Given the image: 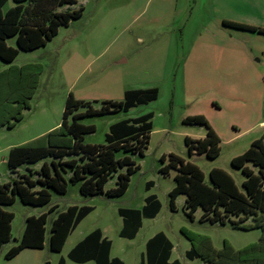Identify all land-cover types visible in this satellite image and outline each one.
Listing matches in <instances>:
<instances>
[{
	"label": "rangeland",
	"instance_id": "rangeland-1",
	"mask_svg": "<svg viewBox=\"0 0 264 264\" xmlns=\"http://www.w3.org/2000/svg\"><path fill=\"white\" fill-rule=\"evenodd\" d=\"M14 6V1L8 0L4 11ZM81 7L84 8L81 18L71 21L68 26H61L45 47L20 51L11 64L40 63L44 71L30 108L23 111V119L13 128H0V185L13 178L21 179L30 170L34 173L31 178L39 177L37 171L43 162L23 165L16 174H12L8 166L10 150L58 127L70 95L101 109L105 101H124L128 90L157 88L159 97L152 103L138 105L129 112L119 111L79 120L96 129L85 135L83 142L104 146L114 123L152 113L149 143L143 156L130 155L139 169L131 175L129 188L120 197L106 194L85 197L80 192V185L69 181V174L66 176L67 194L60 195L50 190L49 205H26L16 197L15 203L4 207L13 213L14 218L12 238L0 250V264H58L61 258L67 264H79L71 261L68 254L96 229L102 230L112 242L111 257L122 259L124 264H141L146 256L147 241L160 232L174 245L172 261L205 264L201 257L194 260L187 257L192 243L181 232L182 228L208 237L211 247L217 251L224 248L226 241L235 250L259 242L264 234L262 226L244 230L233 227L230 222L222 225L202 221L204 211L201 208L191 220L186 215L187 196L184 194L177 197L176 208L172 210L170 192L176 186L178 172L171 169L168 175L161 173V169L170 163L171 155H176L196 164L203 172L206 184L211 183V170L219 168L228 172L243 191L245 176L232 166L231 161L264 136L262 91L258 85L247 76L228 75L219 79L214 69V51L199 42L200 33L210 16L207 0H78L77 5L54 10L64 12ZM8 44L17 48L15 38L8 40ZM234 61L241 71L250 70L249 65L244 66L243 56L236 55ZM11 65L0 59V72ZM225 70L228 71L227 68ZM86 110L87 107H80L76 113ZM198 115L205 116L211 127L215 126L222 132L224 139H231L219 144L220 153L214 159L206 154L190 155L186 145V137L196 138L208 131L205 125L185 122L188 117ZM125 155L120 150L115 156L122 159ZM48 161L50 163L51 160ZM248 166L252 167L250 163ZM126 171V168H120L109 178L104 190L115 189L118 175ZM148 183H152L150 188H147ZM33 189L38 191L39 187ZM149 196H156L159 200V214L153 219L143 218L142 228L135 239L120 237L124 218L119 210H142ZM53 205L57 209L48 216L44 248L25 249L12 260H7L5 255L21 239L27 218L40 216ZM76 205L90 206L93 211L70 234L61 252L51 251L50 232L57 212ZM232 219L238 220L239 217ZM246 225H254V220L250 218ZM199 246L205 247L202 243Z\"/></svg>",
	"mask_w": 264,
	"mask_h": 264
},
{
	"label": "trees",
	"instance_id": "trees-1",
	"mask_svg": "<svg viewBox=\"0 0 264 264\" xmlns=\"http://www.w3.org/2000/svg\"><path fill=\"white\" fill-rule=\"evenodd\" d=\"M15 6L7 11L4 7L8 0H0V59L6 64H12L20 51H32L45 47L48 41L58 34L61 26H68L71 21L81 18L83 7L75 10L67 9L58 12L54 9L62 6H74L78 0H13ZM224 25L234 28L264 34V29L241 23L224 21ZM15 38L17 48L8 44ZM44 71L40 63H28L23 66L11 65L0 72V128H13L23 119V111L30 108V101L36 94L41 75ZM159 90L134 89L125 93L121 102L105 101L101 109H95L91 102H84L69 96L63 114L62 123L48 133L26 144L10 150L8 166L12 174L26 164L43 162L38 178L30 170L21 179H14L0 185V250L12 238L13 213L4 209L19 197L22 203L32 206H46L51 203L50 190L65 195L68 192L66 176L72 184L80 185V192L85 197L106 194L109 197H120L129 188L130 177L139 167L130 155H144V149L149 143L152 132V113H147L135 119H125L110 127L106 136L107 145L97 146L85 144L84 136L95 132V126L79 122L88 116H101L119 111L129 112L138 105H146L158 99ZM80 107H87L82 113H76ZM70 118L72 121L70 122ZM185 122L205 125L208 129L204 139L186 137V145L190 155L206 154L210 159L220 153V140L203 115L188 117ZM123 150L126 155L116 159V152ZM70 157V158H67ZM51 160L50 163L48 160ZM163 161L165 159L163 158ZM232 166L242 171L245 176L243 191L236 185L233 177L223 169L211 170L210 185L204 182V174L199 167L186 162L182 158L171 155L170 163L161 169L163 175H168L171 169L177 170L176 186L170 192V204L175 210V201L181 194L187 196L186 215L193 220L195 212L201 208L204 211L202 221L219 222L222 225L230 222L233 227L248 230L262 226L264 230V136L254 141L251 147L241 156L231 161ZM248 163L252 167L248 166ZM120 168H126V173L118 175L117 187L105 191L109 178ZM152 183H148L150 188ZM39 187L36 191L33 188ZM53 205L48 212L40 216H31L26 220L24 233L18 244L5 255L12 260L23 250L43 249L45 246L49 214L56 211ZM161 209L156 196H149L142 210L120 209L124 218V226L120 237L135 239L143 225V218H155ZM93 211L90 206H70L64 212H57L52 222L50 232V249L61 252L70 234ZM232 217H239L238 220ZM252 218L254 225H246ZM181 232L191 241L192 248L187 252L190 260L201 257L205 264H264V234L259 242L250 244L240 250H235L227 241L220 251L211 247L206 236L181 229ZM199 243L205 245L204 248ZM174 245L162 232L152 237L146 245V256L141 264H181L175 260L170 262ZM112 242L96 229L69 252L71 261L85 264L93 261L96 264H124L118 257H111ZM58 264H67L61 258Z\"/></svg>",
	"mask_w": 264,
	"mask_h": 264
},
{
	"label": "crops",
	"instance_id": "crops-1",
	"mask_svg": "<svg viewBox=\"0 0 264 264\" xmlns=\"http://www.w3.org/2000/svg\"><path fill=\"white\" fill-rule=\"evenodd\" d=\"M207 3L209 5L210 16L207 18L208 23L205 29L200 33L199 42L205 48L214 51V62L216 63L214 64V69L216 76L219 79H223L228 75L238 77L247 76L251 81H255L259 87V91H262L261 103L263 104L264 110V34L224 25V21H228L264 29V1L207 0ZM248 43H252L251 46H248ZM236 55L243 56L244 66H250L249 71L245 70L244 72L240 70V67L234 61ZM226 68L228 71L225 70ZM140 89L151 88L141 87ZM261 125H264V122H262ZM211 128L218 136L220 144L231 141V139H224L222 132L217 130L215 126H212ZM206 136L207 133L206 135L192 139H204ZM247 222L248 220L246 221V224ZM171 258L170 262H174L175 260L172 261Z\"/></svg>",
	"mask_w": 264,
	"mask_h": 264
}]
</instances>
